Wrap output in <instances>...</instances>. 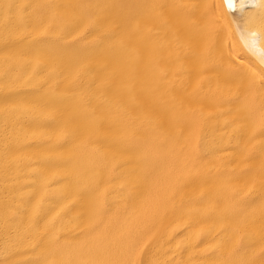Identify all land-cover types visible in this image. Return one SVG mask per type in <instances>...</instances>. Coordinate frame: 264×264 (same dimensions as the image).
<instances>
[{
    "label": "bare ground",
    "instance_id": "6f19581e",
    "mask_svg": "<svg viewBox=\"0 0 264 264\" xmlns=\"http://www.w3.org/2000/svg\"><path fill=\"white\" fill-rule=\"evenodd\" d=\"M253 32L225 0H0V264L149 237L153 264H264Z\"/></svg>",
    "mask_w": 264,
    "mask_h": 264
},
{
    "label": "snow or ice",
    "instance_id": "6c2138e0",
    "mask_svg": "<svg viewBox=\"0 0 264 264\" xmlns=\"http://www.w3.org/2000/svg\"><path fill=\"white\" fill-rule=\"evenodd\" d=\"M227 7L234 12L238 11L240 13L241 19L245 25L248 24H258L260 32H253L252 39L246 40L245 45L248 49L260 52V63L264 64V49L258 47V41L264 38V0H239V5L235 0H225ZM255 5V8L259 9V12H249V7ZM211 8V5L208 6ZM152 245V237L144 242H137L133 245L126 254L122 255L116 260H107L102 262V264H153L150 261V255L153 251L154 245ZM257 254H253L255 257ZM259 256L264 259V249L260 250ZM36 264H50V262L45 259L43 261H37ZM51 264H72L68 260L52 261ZM243 264H255L254 259H247L243 261Z\"/></svg>",
    "mask_w": 264,
    "mask_h": 264
}]
</instances>
